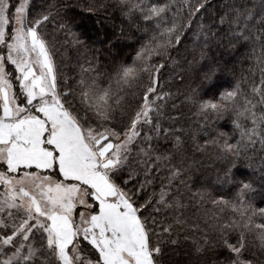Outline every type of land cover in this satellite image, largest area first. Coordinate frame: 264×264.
<instances>
[{
    "label": "snow or ice",
    "instance_id": "obj_1",
    "mask_svg": "<svg viewBox=\"0 0 264 264\" xmlns=\"http://www.w3.org/2000/svg\"><path fill=\"white\" fill-rule=\"evenodd\" d=\"M76 7L95 38L73 30ZM225 56L247 72L214 91ZM209 155L219 188L195 177ZM258 194L264 0H0V264H264Z\"/></svg>",
    "mask_w": 264,
    "mask_h": 264
},
{
    "label": "trees",
    "instance_id": "obj_2",
    "mask_svg": "<svg viewBox=\"0 0 264 264\" xmlns=\"http://www.w3.org/2000/svg\"><path fill=\"white\" fill-rule=\"evenodd\" d=\"M81 0H72L73 4L80 3ZM88 0H83V3H87ZM73 23L72 28L74 31L82 34L84 38L92 37L95 38V30L98 27L96 17L86 11H81L80 7H76L72 13ZM115 24L117 25V31H119L120 20L117 18L115 20ZM134 31V27L132 29ZM111 31V28H109ZM125 31H128L127 26H125ZM125 43H132L130 41H125ZM124 53L131 56L134 54V48L128 47L124 49ZM123 54V53H122ZM69 55L71 56V60H68L66 64L61 63V56L57 55V63L60 64L61 71L67 73L68 75H74L75 72L79 71L78 68L75 67V53L69 49ZM175 55V54H174ZM216 59L220 60L221 57L217 56ZM224 60L228 61L227 71H222L223 63L220 68L216 69V80H215V88L214 91H223L231 86L233 80L241 73H246L248 65L247 63H241L239 61L238 56L236 57H223ZM207 64L204 65L203 69L200 64L195 65V71L186 76L185 82L180 86L181 92H187L190 87L198 86L200 80L202 79L203 71L207 70ZM164 79H168V72L164 73ZM179 83V80H176V84ZM169 87H171L172 91L176 92V85L169 83ZM182 99V97H180ZM177 104L179 105L176 111V115L179 118V124L186 129H189L193 133H198V139L201 143H203L206 136L204 135L203 129L200 128L197 121L198 117L195 115V110L186 104H180V100H177ZM170 111H173L171 108ZM212 131L213 135L216 134V131H225L231 132L232 128L229 123L224 121L219 122L216 125L215 130L209 129ZM221 165L219 162L215 161L210 155L209 156H199L197 160V170L195 171V177L197 178V182L206 185L209 188H219V184L217 183V175L220 173ZM247 175L245 169L240 168L237 170V179H242ZM259 188V184H257ZM217 195H227V186H225L222 190L217 192ZM255 203L264 207V198L261 195H256Z\"/></svg>",
    "mask_w": 264,
    "mask_h": 264
}]
</instances>
